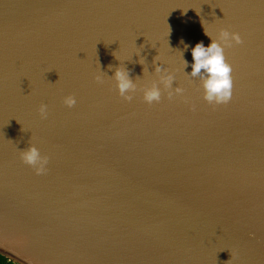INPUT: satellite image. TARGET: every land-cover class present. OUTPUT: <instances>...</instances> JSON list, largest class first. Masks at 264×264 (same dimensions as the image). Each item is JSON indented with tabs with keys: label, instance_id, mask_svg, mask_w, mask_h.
<instances>
[{
	"label": "water",
	"instance_id": "1",
	"mask_svg": "<svg viewBox=\"0 0 264 264\" xmlns=\"http://www.w3.org/2000/svg\"><path fill=\"white\" fill-rule=\"evenodd\" d=\"M221 30L243 42L231 100L209 104L192 49ZM0 255L264 264V0H0Z\"/></svg>",
	"mask_w": 264,
	"mask_h": 264
},
{
	"label": "clouds",
	"instance_id": "2",
	"mask_svg": "<svg viewBox=\"0 0 264 264\" xmlns=\"http://www.w3.org/2000/svg\"><path fill=\"white\" fill-rule=\"evenodd\" d=\"M220 37L224 42L223 45L213 40L207 48L201 42L192 49L194 64L192 65L191 75H200L202 70L207 73V77H202V79L204 80L203 87L205 90L204 99L209 104H227L231 100L233 94V69L226 60L225 47H231V42L233 41L236 44L243 42L238 33H230L228 30H221ZM157 71L159 72L160 69L158 68ZM115 76L122 96L134 87L129 75L125 71L117 70ZM162 80L166 87H171L172 76L163 77ZM179 91L181 90L177 89V92ZM144 98L148 103H152L153 101L158 102L160 99L159 89L152 88L145 93ZM126 99L130 100L131 97H126ZM63 102L69 108L74 107L77 103L76 98L72 95L67 96ZM39 113L41 118L46 119L48 116V106L42 104L39 108ZM21 159L25 164L33 167L37 175L46 174L48 158L42 157L39 149L35 146H31L26 151H23Z\"/></svg>",
	"mask_w": 264,
	"mask_h": 264
},
{
	"label": "trees",
	"instance_id": "3",
	"mask_svg": "<svg viewBox=\"0 0 264 264\" xmlns=\"http://www.w3.org/2000/svg\"><path fill=\"white\" fill-rule=\"evenodd\" d=\"M0 264H17V263L10 261L8 258H6L3 255H0Z\"/></svg>",
	"mask_w": 264,
	"mask_h": 264
}]
</instances>
